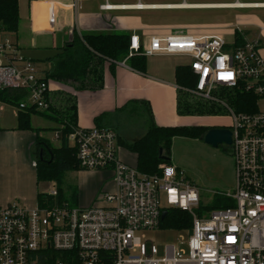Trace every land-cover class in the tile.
<instances>
[{"label": "built area", "instance_id": "obj_1", "mask_svg": "<svg viewBox=\"0 0 264 264\" xmlns=\"http://www.w3.org/2000/svg\"><path fill=\"white\" fill-rule=\"evenodd\" d=\"M53 1L76 5L78 0ZM50 9L48 24L52 27ZM259 47L257 39L235 47L218 34L177 33L152 38L148 44L131 35L127 56L113 62L124 67L137 55L188 61L185 66L194 85L178 90L219 105L231 120L228 149L235 186L222 196L234 201L233 208L198 215V190L182 170L164 164L158 174H142L119 160V137L114 129L76 127L65 140L75 149L79 169L110 171L114 192L98 195L88 207L37 203L27 208L16 200L0 206V264H264V111L258 110L259 104L264 105V58ZM4 90L26 92L18 109L48 108V83L6 37L0 38V91ZM221 90L254 97L256 111L235 112L220 97ZM58 138L59 132L54 136ZM57 194L55 183L44 193L53 200ZM169 209L189 214L192 224L183 229L188 232L186 249L165 246L159 256L143 232L159 230L164 220L161 215Z\"/></svg>", "mask_w": 264, "mask_h": 264}, {"label": "crops", "instance_id": "obj_2", "mask_svg": "<svg viewBox=\"0 0 264 264\" xmlns=\"http://www.w3.org/2000/svg\"><path fill=\"white\" fill-rule=\"evenodd\" d=\"M19 10V28L15 34L9 35L20 54L36 64L42 63L45 67L38 70V75L44 77L46 71L52 67L51 58L66 44L71 42L74 35L78 37L87 33H116L138 36L140 42L149 43L150 39L167 35L183 33L189 35H221L220 32H211L207 28L191 25L175 15V19L167 13L182 14L184 11L195 9H264V3H197L187 0H78L76 5L58 3L53 0H17ZM110 9H103V6ZM239 5V6H236ZM141 6L142 8H136ZM53 10L54 25L48 24L49 9ZM154 8V9H153ZM158 8V9H157ZM160 8V9H159ZM50 9V10H51ZM166 12L167 18L156 21L146 13ZM172 18V19H171ZM242 30L235 28L232 33H238L244 41H249L251 31L248 29L251 22L246 19L239 23ZM259 55L264 58V26L259 27ZM261 35V36H260ZM263 36V38H261ZM7 38V37H6ZM144 72L125 66H115L111 70L105 65L103 70V87L95 92H75L71 87L48 82L49 93H63L73 95L76 100L77 127L90 129L94 127V119L101 114H107L105 127L114 128L118 122L127 119L129 109L119 111L130 102L145 101L149 104L154 123L157 126H175L183 123L176 112L178 86L175 82V71L180 64L179 58L174 56L145 57ZM124 60V59H123ZM122 60V61H123ZM120 62V61H119ZM129 107V106H128ZM17 112V111H16ZM31 126L33 129H42L38 136L47 141L60 145V138L54 139L57 125L48 121V126ZM42 119V118H41ZM40 119V120H41ZM45 121V120H44ZM103 122V123H104ZM140 122L145 126L144 119ZM51 131L50 140L44 133ZM116 131V129L114 128ZM117 133V131H116ZM118 135V134H117ZM35 134L31 131L17 129V119L0 121V206L16 200L27 208H35L37 195L45 193L51 183H37L35 173ZM127 142L137 140L136 136L121 137ZM141 138V137H140ZM119 160L130 166H136V155L119 145ZM172 166H174L171 163ZM175 167V166H174ZM75 181L77 199L75 206L88 207L95 203L98 195L112 193L115 190L113 175L110 171H75L67 173ZM65 175V176H66ZM41 184H48L46 191L39 189Z\"/></svg>", "mask_w": 264, "mask_h": 264}, {"label": "trees", "instance_id": "obj_3", "mask_svg": "<svg viewBox=\"0 0 264 264\" xmlns=\"http://www.w3.org/2000/svg\"><path fill=\"white\" fill-rule=\"evenodd\" d=\"M19 28V10L17 0H0V32L15 34ZM129 35L116 33H87L81 36L74 35L71 42L59 50L50 60L52 67L43 77L45 82H56L71 87L75 92H95L103 87V70L105 65L112 70L114 61H122L128 53ZM244 40L238 33L234 35L235 47L242 46ZM126 63L136 71L144 72L146 58L133 56ZM175 82L179 88H192L194 77L187 66H179L175 71ZM50 92V91H49ZM220 97L224 99L237 113L255 112L252 104L256 99L236 90H221ZM26 92L19 90L0 91V103L10 105L17 109V129L31 131L35 134V173L37 183H55L57 197L55 200L43 194L37 195L40 206H53L67 203L76 205L77 191L69 186L68 200L64 194V178L67 173L80 171L74 148L66 144V136L77 127L76 100L73 95L56 93L48 94V108L45 111L34 109H18L20 102L26 98ZM247 104L251 106L248 108ZM129 106V107H128ZM129 109L131 115L145 114L146 132L132 142L118 139V144L130 153L136 155L135 168L142 174L155 175L159 173L160 165H171V161L159 158V151L170 157L172 141L175 138L191 140L202 139L210 129L217 127L205 126H157L154 123L150 106L145 101L130 102L119 111ZM176 112L180 117H203L225 115L224 110L217 104L198 101L182 93L177 94ZM38 116L45 121L57 125L60 145L52 147L38 134L42 129H33L31 117ZM107 114H101L94 119V127H105ZM104 122V123H103ZM112 128V127H109ZM114 129V128H112ZM52 130V129H48ZM178 171L179 168L175 167ZM69 201V203H68ZM234 207V201L222 195L215 196L212 203L199 207L198 215ZM192 219L189 214L176 209L167 210L160 229H173L181 231L190 228Z\"/></svg>", "mask_w": 264, "mask_h": 264}, {"label": "rangeland", "instance_id": "obj_4", "mask_svg": "<svg viewBox=\"0 0 264 264\" xmlns=\"http://www.w3.org/2000/svg\"><path fill=\"white\" fill-rule=\"evenodd\" d=\"M166 1V0H157ZM189 2L197 3H264V0H187ZM153 14L146 15L154 18L156 21H161L167 18V14L175 19V15H178L180 19L185 22L195 25L199 28H207L211 32L223 33L225 40L230 43L232 42V33L235 28L242 30L243 28L239 23L243 20L248 19L251 22V26L248 29L251 31L248 40L252 41L255 34L258 36V29L264 26V9H195L190 11H184L182 14L167 13L166 12H152ZM171 18V19H172ZM253 35V36H252ZM261 36V35H260ZM9 38V35L4 33L0 36ZM263 38V36L261 37ZM10 39V38H9ZM264 42V41H262ZM182 65H186L188 61L184 58H179L178 61ZM45 67L44 64H36V69L42 70ZM189 89V88H184ZM185 93V90H180ZM191 96V95H189ZM192 97V96H191ZM195 99V98H194ZM197 100V99H196ZM199 101V100H198ZM259 111H264V105H258ZM16 109L10 105L0 104V121H14ZM225 114V111H224ZM128 117L126 120L123 119L115 125L114 128L117 134L121 137L136 136L139 139L145 134V126L140 122V118L144 119L145 114L142 115H131L126 112ZM38 116L32 119L33 126H47L48 122L44 121ZM181 125L175 126H205V127H217L227 128L229 127L231 120L225 114L221 116H203V117H181ZM44 136L50 140L51 131L44 133ZM54 145L56 143H52ZM170 161L171 163L182 170L185 177L197 188L200 205H210L215 196H219L225 193H230L234 190V169L233 161L231 156L225 151L222 146L216 148L204 143L202 139L191 140L184 138H175L172 141L170 149ZM72 175V174H71ZM71 175H66L64 178V194L68 200L69 192L67 188L69 186L74 187L75 181ZM52 184V183H51ZM48 184H41L39 189L46 191ZM69 203V201H68ZM70 204V203H69ZM206 214V213H205ZM146 239L152 243L159 256L163 254L165 246L175 245L181 249H186L185 243L188 240V232L173 229H159L157 231L143 232ZM182 238V240H181ZM149 243V245H150ZM181 243V244H180Z\"/></svg>", "mask_w": 264, "mask_h": 264}, {"label": "water", "instance_id": "obj_5", "mask_svg": "<svg viewBox=\"0 0 264 264\" xmlns=\"http://www.w3.org/2000/svg\"><path fill=\"white\" fill-rule=\"evenodd\" d=\"M204 143L210 145L213 148L222 146L226 152L230 155L231 152L228 147L231 144V132L227 128H213L208 130L202 137ZM159 158L163 161H169L170 157L164 156L162 151H159ZM166 212H163L161 219H164Z\"/></svg>", "mask_w": 264, "mask_h": 264}, {"label": "bare ground", "instance_id": "obj_6", "mask_svg": "<svg viewBox=\"0 0 264 264\" xmlns=\"http://www.w3.org/2000/svg\"><path fill=\"white\" fill-rule=\"evenodd\" d=\"M236 6H239V5H236ZM251 6H255V7H261V6H264V5H251ZM142 8V7H141ZM141 8H139V9H141ZM154 9V8H153ZM158 9V8H157ZM160 9V8H159Z\"/></svg>", "mask_w": 264, "mask_h": 264}]
</instances>
